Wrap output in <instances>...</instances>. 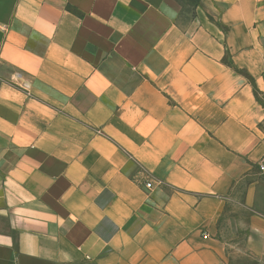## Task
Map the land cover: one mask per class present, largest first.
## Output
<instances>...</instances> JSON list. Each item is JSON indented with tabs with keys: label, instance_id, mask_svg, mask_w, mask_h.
<instances>
[{
	"label": "crops",
	"instance_id": "0c3cea01",
	"mask_svg": "<svg viewBox=\"0 0 264 264\" xmlns=\"http://www.w3.org/2000/svg\"><path fill=\"white\" fill-rule=\"evenodd\" d=\"M263 156L264 0H0V264H264Z\"/></svg>",
	"mask_w": 264,
	"mask_h": 264
},
{
	"label": "trees",
	"instance_id": "16d2710c",
	"mask_svg": "<svg viewBox=\"0 0 264 264\" xmlns=\"http://www.w3.org/2000/svg\"><path fill=\"white\" fill-rule=\"evenodd\" d=\"M183 3L181 0H177L181 5V13L192 12L194 13L196 7L199 5L200 0H184ZM186 6V8H185Z\"/></svg>",
	"mask_w": 264,
	"mask_h": 264
},
{
	"label": "built area",
	"instance_id": "2783aa9c",
	"mask_svg": "<svg viewBox=\"0 0 264 264\" xmlns=\"http://www.w3.org/2000/svg\"><path fill=\"white\" fill-rule=\"evenodd\" d=\"M256 170L258 172V174L262 177H264V156L261 157L257 163H256ZM145 186L147 188H150L152 186L151 182H146ZM205 237H207V235H204Z\"/></svg>",
	"mask_w": 264,
	"mask_h": 264
},
{
	"label": "rangeland",
	"instance_id": "374dc122",
	"mask_svg": "<svg viewBox=\"0 0 264 264\" xmlns=\"http://www.w3.org/2000/svg\"><path fill=\"white\" fill-rule=\"evenodd\" d=\"M183 3L185 2L184 0H181ZM185 8H186V6H185Z\"/></svg>",
	"mask_w": 264,
	"mask_h": 264
}]
</instances>
